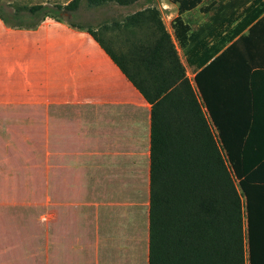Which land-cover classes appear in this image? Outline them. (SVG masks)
Here are the masks:
<instances>
[{
	"label": "crops",
	"instance_id": "obj_1",
	"mask_svg": "<svg viewBox=\"0 0 264 264\" xmlns=\"http://www.w3.org/2000/svg\"><path fill=\"white\" fill-rule=\"evenodd\" d=\"M258 46L248 155L264 151ZM150 137L151 103L86 28L0 17V264H148Z\"/></svg>",
	"mask_w": 264,
	"mask_h": 264
},
{
	"label": "trees",
	"instance_id": "obj_2",
	"mask_svg": "<svg viewBox=\"0 0 264 264\" xmlns=\"http://www.w3.org/2000/svg\"><path fill=\"white\" fill-rule=\"evenodd\" d=\"M133 1L68 0L53 10L35 3L14 11L40 15L34 21L0 17L30 27L52 16L86 28L151 103L148 264H264V151L248 155L242 137L254 50L264 43V0H173L172 34L147 3L113 22L126 33L119 53L71 17L83 2ZM235 104L238 129L229 124Z\"/></svg>",
	"mask_w": 264,
	"mask_h": 264
},
{
	"label": "rangeland",
	"instance_id": "obj_3",
	"mask_svg": "<svg viewBox=\"0 0 264 264\" xmlns=\"http://www.w3.org/2000/svg\"><path fill=\"white\" fill-rule=\"evenodd\" d=\"M51 10L53 3L62 2L65 0H49ZM39 3L38 0H0V11L11 21L31 22L36 20L39 16H30L26 14L23 18H17L14 15L15 10L26 13L27 7L31 4ZM147 3H153L159 10L166 28L172 33L171 21L177 12V2L173 0H135L126 5L112 4L88 7L84 2L75 10L71 16L72 19L78 23L87 24L94 29L103 38V40L116 52H122L127 47L126 33L124 29L116 26L113 21L120 20L126 13L131 12L137 8H141ZM62 16L70 15L69 11H62ZM103 24L106 26L104 27ZM179 53L182 57L181 50ZM183 58V57H182ZM187 74L191 78L192 73L187 69ZM51 192L54 194V182H51ZM14 224V223H13Z\"/></svg>",
	"mask_w": 264,
	"mask_h": 264
}]
</instances>
